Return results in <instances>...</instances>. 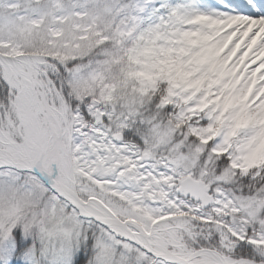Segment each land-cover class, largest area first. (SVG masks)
Masks as SVG:
<instances>
[{
	"label": "snow or ice",
	"instance_id": "snow-or-ice-1",
	"mask_svg": "<svg viewBox=\"0 0 264 264\" xmlns=\"http://www.w3.org/2000/svg\"><path fill=\"white\" fill-rule=\"evenodd\" d=\"M262 112L264 0H0V264H264Z\"/></svg>",
	"mask_w": 264,
	"mask_h": 264
},
{
	"label": "rangeland",
	"instance_id": "rangeland-1",
	"mask_svg": "<svg viewBox=\"0 0 264 264\" xmlns=\"http://www.w3.org/2000/svg\"><path fill=\"white\" fill-rule=\"evenodd\" d=\"M245 119L247 118L245 117ZM255 122L264 123V112L260 114L259 118ZM255 140L259 142L260 145L257 143L256 146H254V150L251 153L250 159H255V160L264 162V135L261 134L257 136Z\"/></svg>",
	"mask_w": 264,
	"mask_h": 264
},
{
	"label": "bare ground",
	"instance_id": "bare-ground-1",
	"mask_svg": "<svg viewBox=\"0 0 264 264\" xmlns=\"http://www.w3.org/2000/svg\"><path fill=\"white\" fill-rule=\"evenodd\" d=\"M262 134L264 135V133H262ZM257 143L260 145V143L257 142V141L255 140V141H254V144H255V145L253 144V150H254V146H256ZM261 144H262V142H261ZM253 150H252V152H253Z\"/></svg>",
	"mask_w": 264,
	"mask_h": 264
}]
</instances>
